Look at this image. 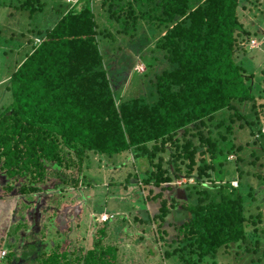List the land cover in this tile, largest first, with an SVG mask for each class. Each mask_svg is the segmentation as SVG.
Listing matches in <instances>:
<instances>
[{
    "label": "trees",
    "instance_id": "1",
    "mask_svg": "<svg viewBox=\"0 0 264 264\" xmlns=\"http://www.w3.org/2000/svg\"><path fill=\"white\" fill-rule=\"evenodd\" d=\"M94 1L105 14L102 22L96 20L102 12H95ZM15 2L17 9H13L28 11L30 18L45 7L39 0ZM244 2H65L68 7L54 26L26 42L30 51L16 62L8 77L10 100L0 111L4 191H13L19 182V195L39 192L46 179V164L76 168L79 174L89 153L110 159L133 151L136 159L145 158L154 168L143 181L153 192L173 182L168 169L163 168L162 155L169 143L175 179L187 176L197 185L224 184L218 188V201L207 202L205 191L198 192L194 202L185 203L175 201L174 195L170 202L163 189L154 195L151 200H159V207L153 219L159 227L171 220L175 231L174 238L165 241L172 248L165 251V258L178 264H218V257L229 256L231 247L241 249L252 239L254 247L246 248L245 256H250L249 264H264V249L258 250L260 241L254 238L264 235V229L259 228L262 215L247 212L252 189L246 194L241 191L248 189L242 185L244 176L258 175L240 169L244 147L235 145V137H231L235 127H248L254 137L251 144L257 145L255 137L262 136L261 128L255 132L253 128L261 113L264 117V106L256 103L252 87L246 84L252 75L246 76L243 62L235 60L242 35L250 41L238 15ZM8 7L9 3L5 9ZM118 36L126 40L122 49L133 46L143 67L135 72L145 74L136 95L126 99L113 87L108 65L114 58L105 60L100 48V43H116ZM1 41L12 40L0 37ZM247 104L255 110V120L242 112ZM229 158L237 165V187L223 175ZM78 178L73 179V185L78 184ZM109 221L101 222L92 247L81 255L72 254L74 246L70 249L65 244L38 253L32 242L16 251L9 243L0 264H116L118 246L103 243ZM20 228L17 224L12 233Z\"/></svg>",
    "mask_w": 264,
    "mask_h": 264
},
{
    "label": "rangeland",
    "instance_id": "2",
    "mask_svg": "<svg viewBox=\"0 0 264 264\" xmlns=\"http://www.w3.org/2000/svg\"><path fill=\"white\" fill-rule=\"evenodd\" d=\"M11 2L0 0V6H3L0 13V37L12 40L0 42V111L10 100V93L6 91L8 77L17 67L16 62H21L30 51V45L26 42L51 29L59 15L68 7L62 0H39L45 7L42 12H36L30 18L28 11H15L13 8H16L17 3L15 0ZM7 3L10 7L5 9ZM242 6L243 8L238 9L239 20L243 29L250 33V41H245L247 38L242 35L235 60L243 62L246 76L252 75L246 84L252 87L251 92L257 99L256 103L264 106V0H246L240 7ZM94 8L95 12L103 11L99 2H95ZM102 14L104 13L96 20L101 18L102 22ZM107 26L112 28L110 24ZM125 43L126 40L118 36L116 43L106 42L107 46L100 43V48L105 60L114 58L108 65L111 80L115 84L113 87L119 96L126 99L136 95L138 84L145 74L135 72L142 71L143 67L136 54H133V46L122 49ZM118 48L122 49L121 52L112 57L110 54L117 52ZM149 49H153V44ZM262 109L264 112V108ZM242 112L249 120L257 117L250 104L244 106ZM260 115L259 124L253 128L254 132L261 128L262 136L255 137L258 140L257 145L251 144L254 137L250 136L248 127H235L231 137H235V145L244 147L240 169L258 175L244 176L242 185L248 189L241 191L246 194L252 189L253 196L247 197V212L253 216L261 213L259 228L264 229V117L262 113ZM167 147L166 153L162 155L163 168L168 169L173 182L163 184L160 188L153 189V192L151 185H145L143 181L150 178L154 168L145 158L136 159L133 151L110 159L89 153L79 174L76 168L65 169L46 164L47 175L45 181L39 185V192L27 197L19 195V182L13 191L5 192L3 185L6 178L0 171V256L7 252L5 246L9 243H13L15 248L12 250L16 251V248L31 242L37 246L38 253L48 252L56 244H65L70 249L74 246V252L70 251L72 254L81 255L92 247V241L102 227V220L108 218L109 234L103 243L118 246L116 264H178L164 256L165 251L172 249L167 245L175 235L172 222L167 220L158 226L159 222L153 219V215L158 212L159 200L151 199L163 189L162 193L170 202L172 195L179 203L194 202L198 192L202 191L208 192L207 202L218 201V188L224 182L197 185L195 179H188L187 176L175 179L174 159L169 157V143ZM229 159L223 167V175L237 187V165L234 158ZM181 169L184 170V166ZM77 177L79 181L75 186L73 179ZM17 224L21 228L14 237L12 231ZM162 231L165 232L164 235ZM254 238L260 241L258 250L262 251L264 235L258 234ZM253 243L250 239L241 249L231 247L227 258L218 257V264H249L250 256H245V249L253 248Z\"/></svg>",
    "mask_w": 264,
    "mask_h": 264
},
{
    "label": "built area",
    "instance_id": "3",
    "mask_svg": "<svg viewBox=\"0 0 264 264\" xmlns=\"http://www.w3.org/2000/svg\"><path fill=\"white\" fill-rule=\"evenodd\" d=\"M64 2H67V3H71V4H75L77 3L79 0H62ZM252 42V41H251ZM233 186V185H232ZM235 187V186H234Z\"/></svg>",
    "mask_w": 264,
    "mask_h": 264
},
{
    "label": "clouds",
    "instance_id": "4",
    "mask_svg": "<svg viewBox=\"0 0 264 264\" xmlns=\"http://www.w3.org/2000/svg\"><path fill=\"white\" fill-rule=\"evenodd\" d=\"M108 220V218H106V219H104V220H102V222H104V221H107ZM4 255V254H3Z\"/></svg>",
    "mask_w": 264,
    "mask_h": 264
}]
</instances>
